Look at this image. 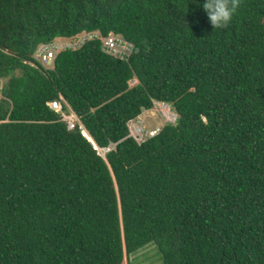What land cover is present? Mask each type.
Listing matches in <instances>:
<instances>
[{"label":"trees","instance_id":"trees-1","mask_svg":"<svg viewBox=\"0 0 264 264\" xmlns=\"http://www.w3.org/2000/svg\"><path fill=\"white\" fill-rule=\"evenodd\" d=\"M201 2L0 0V264H122L150 243L162 264H264V0H229L223 28ZM94 32L128 60L95 38L51 69L33 56ZM154 102L175 122L138 144L127 123Z\"/></svg>","mask_w":264,"mask_h":264},{"label":"rangeland","instance_id":"rangeland-1","mask_svg":"<svg viewBox=\"0 0 264 264\" xmlns=\"http://www.w3.org/2000/svg\"><path fill=\"white\" fill-rule=\"evenodd\" d=\"M88 35H98V33L94 32V33H89V34H80L77 35L74 38H71L69 40H59V39H55L51 44L57 45L62 49L68 47V48H72L69 45L75 47L77 46V42L84 40L85 38L88 37ZM41 45H39L37 48H39ZM131 49V46H127V48L125 49V51H129ZM35 56V53L34 55ZM52 63L51 61H48L46 63H43V67L45 69H51L52 68ZM5 82L4 79H0V90H1V86L2 84ZM138 82L136 79H133L131 81H129V87H132L134 85H136ZM0 97H1V92H0ZM65 105V109L61 112L62 114H67V115H71L72 116V112L70 107L66 104V103H62ZM67 105V106H66ZM167 108L169 109L168 112H170L171 114H169L167 116V114L164 112V104L162 103H154V106L152 109L150 110H144L142 111V113L135 118L133 121H129L127 123V126H129V130H132L133 134L135 135V129L136 127L139 129V132L137 133L138 136L144 141L146 138L149 137L150 133H156L158 132L164 124L166 123H174L176 116L175 114L172 112L170 106L166 105ZM59 114V113H58ZM74 120H77L78 118L73 117ZM80 130L83 131V126L80 124L79 126ZM134 129V130H133ZM98 152V154L104 158L105 156V151H102V149H99L95 146V148ZM123 264H162V258L161 255L157 249V247L153 244L150 243L146 246H144L143 248L137 250L136 252H134L132 255H130L126 260H124Z\"/></svg>","mask_w":264,"mask_h":264},{"label":"built area","instance_id":"built-area-1","mask_svg":"<svg viewBox=\"0 0 264 264\" xmlns=\"http://www.w3.org/2000/svg\"><path fill=\"white\" fill-rule=\"evenodd\" d=\"M93 38H96L101 42L102 52H104L110 56H113L115 58H118L120 60H124V61L128 60L131 49L127 52L125 51V49L127 48V46H131V45L129 43L125 42L121 37L114 36L111 34L108 36H105V37L98 36V35H88V37L86 39H93ZM85 40H81V41L77 42V46H75V47H73L71 45H69V46L72 47L71 49H75V48L79 47L81 45V43H83ZM59 51H61V48L57 45H54V44L41 45L35 51L34 58L39 64L44 66L43 63H46L48 61L53 62V60L55 59V57ZM62 102L65 103L64 100L62 99V97H59L58 100H53V101L47 103V105L49 106V108L51 110L60 114L61 120L66 123V126L69 130L73 129L77 123H78V127H79V120L73 119V117L77 118L75 115L71 116V115L61 113L63 111ZM127 127L129 130V126H127ZM155 134H156L155 132L154 133L151 132L149 136H153ZM129 136H131L138 144L143 142V140L138 136L137 133L135 135L133 134L132 130H129Z\"/></svg>","mask_w":264,"mask_h":264},{"label":"clouds","instance_id":"clouds-1","mask_svg":"<svg viewBox=\"0 0 264 264\" xmlns=\"http://www.w3.org/2000/svg\"><path fill=\"white\" fill-rule=\"evenodd\" d=\"M201 7L205 10L206 15L208 20L210 21L212 27H217V28H223L224 26H226L232 15L233 12L235 10V4L233 3L231 6L229 4V0H202L201 2ZM99 34V33H98ZM110 35V34H109ZM114 36H119L120 35H115V34H111ZM99 36H101L99 34ZM105 37V36H102ZM122 38V37H121ZM86 39V38H85ZM84 39V40H85ZM96 39V38H95ZM123 39V38H122ZM124 40V39H123ZM125 41V40H124ZM127 42V41H125ZM101 43V42H100ZM129 43V42H127ZM83 43H81L82 45ZM130 44V43H129ZM80 45V46H81ZM101 45V44H100ZM132 46V44H130ZM79 46V47H80ZM77 47V48H79ZM67 48V47H66ZM75 48V49H77ZM65 49V48H64ZM63 49V50H64ZM132 49V47H131ZM104 53V52H103ZM131 53V52H130ZM106 54V53H105ZM108 55V54H107ZM130 56V54H129ZM113 57V56H112ZM115 58V57H114ZM129 58V57H128ZM118 59V58H117ZM120 60V59H119ZM124 61V60H123ZM126 62V61H125ZM155 103V102H154ZM133 121V120H132ZM78 124V123H77ZM129 131V130H128ZM157 133V132H156ZM152 137V136H149ZM145 141V140H144ZM143 141V142H144ZM94 147V146H93ZM103 151L107 152L109 149H102Z\"/></svg>","mask_w":264,"mask_h":264},{"label":"bare ground","instance_id":"bare-ground-1","mask_svg":"<svg viewBox=\"0 0 264 264\" xmlns=\"http://www.w3.org/2000/svg\"><path fill=\"white\" fill-rule=\"evenodd\" d=\"M164 109V112L167 114V116L169 115V114H171L170 112H168V108H167V106L164 104V107H163ZM84 130V129H83ZM134 130V129H133ZM136 133H138L139 132V129L136 127V129L134 130ZM103 151V150H102Z\"/></svg>","mask_w":264,"mask_h":264},{"label":"crops","instance_id":"crops-1","mask_svg":"<svg viewBox=\"0 0 264 264\" xmlns=\"http://www.w3.org/2000/svg\"><path fill=\"white\" fill-rule=\"evenodd\" d=\"M59 40H69V39H60V38H58ZM71 112H72V115H75V113L71 110ZM76 116V115H75ZM77 117V116H76ZM78 118V117H77ZM79 120V119H78ZM80 121H79V126H80ZM84 134V133H83ZM123 264V263H122Z\"/></svg>","mask_w":264,"mask_h":264},{"label":"water","instance_id":"water-1","mask_svg":"<svg viewBox=\"0 0 264 264\" xmlns=\"http://www.w3.org/2000/svg\"><path fill=\"white\" fill-rule=\"evenodd\" d=\"M83 136H85L84 134H83ZM88 140V139H87ZM91 144H92V142L90 141V140H88Z\"/></svg>","mask_w":264,"mask_h":264}]
</instances>
